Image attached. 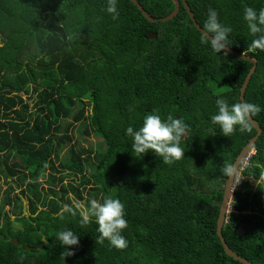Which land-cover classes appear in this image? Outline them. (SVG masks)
I'll return each mask as SVG.
<instances>
[{"label":"trees","instance_id":"16d2710c","mask_svg":"<svg viewBox=\"0 0 264 264\" xmlns=\"http://www.w3.org/2000/svg\"><path fill=\"white\" fill-rule=\"evenodd\" d=\"M137 1L154 18L174 8L170 0ZM186 2L202 28L208 9H216L232 28L228 47L256 59L244 101L264 108V50L250 49L255 37L243 18L245 7L259 10L264 0ZM106 6L0 0V179L7 186L0 264H241L224 253L216 222L224 169L256 130L249 123L225 137L210 117L217 97L240 102L252 64L202 43L182 5L173 19L155 23L130 0H118V19ZM148 113H171L189 125L181 159L164 164L151 150L136 157L125 129H138ZM252 118L262 132L240 170L222 235L235 253L264 264V111ZM76 129L102 145H80ZM66 177L76 184H63ZM84 192L121 200L126 248L95 243V218L81 223L80 210L58 215ZM65 229L79 237L78 246H67L70 256L56 239Z\"/></svg>","mask_w":264,"mask_h":264},{"label":"clouds","instance_id":"9594fccd","mask_svg":"<svg viewBox=\"0 0 264 264\" xmlns=\"http://www.w3.org/2000/svg\"><path fill=\"white\" fill-rule=\"evenodd\" d=\"M117 3L118 0H107L105 10L108 14H111L112 19H118L119 17ZM243 18L247 23L250 34L255 37L249 46L250 49L264 50V8L257 10L253 7H245ZM231 32L232 28L230 26L221 23L217 10L210 7L201 31V42L210 43L211 50L214 53L223 52L226 54L225 49L229 45V34ZM215 104L217 111L211 115L210 119L213 125L219 127L225 137H229L237 131V126H239L238 130L240 132L246 131L252 117L264 111V108L258 104L243 100L229 104L223 97H217ZM188 129L189 125L183 118H174L171 113L167 115L166 119H162L157 113H148L143 117L142 124L138 129L134 130L130 125L125 129V135L132 138V148L137 158L151 150L162 159L164 164H171L184 156L185 151L180 146V141ZM243 167L244 164L240 166L238 171L240 172ZM224 172L226 177H233L232 166H226ZM124 208L125 206L120 199L106 196L102 201L91 199L86 211L80 210L81 205L79 204L75 207L64 205L58 215L61 218L65 213L76 216L78 214L77 210H80L81 223L87 224L92 218H95L96 230L99 233L95 243L103 244L107 240L109 246L124 249L128 244L126 238L122 235V230L128 226ZM56 239L60 241L65 249L64 256L73 255L74 250L67 246L79 245V237L71 229L58 232Z\"/></svg>","mask_w":264,"mask_h":264},{"label":"water","instance_id":"95a60500","mask_svg":"<svg viewBox=\"0 0 264 264\" xmlns=\"http://www.w3.org/2000/svg\"><path fill=\"white\" fill-rule=\"evenodd\" d=\"M170 1H172L174 4V8L170 12V14H168L165 17H161V18H154L146 10L143 9V7L138 3L137 0H130V2L133 5H135L137 7V9L141 12L143 17L151 23H155L158 21L159 22L169 21V20L173 19L177 15V13L179 12L180 5H182L184 7V9L186 10L189 18L191 19L194 27L196 28V30L201 33L203 28L196 22V20L194 18V14L190 10V7L187 4L186 0H170ZM155 37H156L155 33H150L148 36V38H150V39H154ZM225 52H227L230 55H232L236 58H239L241 60L248 61L252 64V66L250 67L248 73L246 74L245 79H244V81L241 85V88H240L239 100L244 101L245 90L247 88L248 82H249L252 74L255 72L257 61L255 58L248 56L244 52L235 51L228 46H226ZM250 124L256 130V133L242 147V149L240 150V152L238 153L234 162L231 165L233 167V177H227L225 180L222 199H221V203H220V207H219L218 218H217V222H216V234L219 237V240H220V243L223 247L224 253L227 256L231 257L233 260L240 262L241 264H254V263L244 259L240 255L235 253L232 249H230V247L226 244L225 239L222 235V228H223V225L226 221L227 214L230 212L229 208H230V205L232 202V197H233V192H234V181L236 179L237 171L240 169L241 165L246 164L250 154L253 151L254 143L256 142V140L258 139V137L260 136V134L262 132V130L259 127V125L257 124L256 120H254L253 118L251 119ZM43 240H45V239H43ZM13 242L15 244H17V241H13ZM23 248H24V246H23Z\"/></svg>","mask_w":264,"mask_h":264},{"label":"rangeland","instance_id":"374dc122","mask_svg":"<svg viewBox=\"0 0 264 264\" xmlns=\"http://www.w3.org/2000/svg\"><path fill=\"white\" fill-rule=\"evenodd\" d=\"M23 97H25V96H23ZM72 135H74V139L77 141V143H79V144L82 145V146H86V145H96V146H98V145H102V140H101L99 137H97V136H93V135L82 137V136L80 135V133H78L77 129L74 130V131H72ZM84 140H86V142H84ZM207 158H208V156L204 154L203 157H202V160H205V159H207ZM14 159H17V158H13L12 160H14ZM87 171H89V170L87 169ZM239 177H240V172L238 171L237 174H236V179H235V181H234V190H235L236 187H237V183H238V179H239ZM42 182H43V181H42ZM69 182H70V183H73V184H76V182L74 181V179L71 178V177H66L65 180H64V182H63V184H68ZM43 186H45V184H44ZM6 188H7V186H6L5 182H4L2 179H0V197H1V198H0V206L2 205L1 202H2V198H3V197H2V196H3V191H4ZM148 188H149V187H148ZM80 190H81V188H80ZM17 192H18V189L15 188V189H14V194L17 193ZM83 194H84V197H83L82 200L76 202V200L73 199L72 202H73V203H76V205H77V204L81 205V209H80V210H84V211H86V210L88 209L87 205L89 204V201H90L91 199H94V198H93L91 195H87V194H85V192H84ZM71 196H72L71 193H69V194H68V198H71ZM26 202H27V199L21 197V203H22V205H23L24 208L26 207ZM4 208H5V209H8V205L5 204V205H4ZM24 213H25V212H24ZM9 219H10V220H13V219H14V216L9 214Z\"/></svg>","mask_w":264,"mask_h":264}]
</instances>
